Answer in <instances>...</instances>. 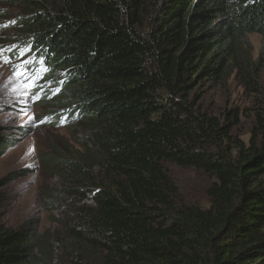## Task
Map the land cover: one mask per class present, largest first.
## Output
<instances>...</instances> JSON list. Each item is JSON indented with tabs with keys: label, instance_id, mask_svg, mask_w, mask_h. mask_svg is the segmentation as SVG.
Listing matches in <instances>:
<instances>
[{
	"label": "trees",
	"instance_id": "16d2710c",
	"mask_svg": "<svg viewBox=\"0 0 264 264\" xmlns=\"http://www.w3.org/2000/svg\"><path fill=\"white\" fill-rule=\"evenodd\" d=\"M3 3L21 10L0 11L4 56L41 120L86 139L77 161H52L76 197L65 234L6 228L0 189V264H264V0ZM232 76L252 102L248 142L242 112L203 105ZM1 132L0 159L16 146ZM168 165L209 177L208 207L182 200Z\"/></svg>",
	"mask_w": 264,
	"mask_h": 264
},
{
	"label": "rangeland",
	"instance_id": "374dc122",
	"mask_svg": "<svg viewBox=\"0 0 264 264\" xmlns=\"http://www.w3.org/2000/svg\"><path fill=\"white\" fill-rule=\"evenodd\" d=\"M18 7L0 0V11L9 17L7 23L21 13ZM249 41L257 58L262 38L252 35ZM7 44L0 41V130L3 136L11 137L16 146L0 159V189L5 202L2 223L8 229L30 225L40 235L50 233L53 240L58 234L66 233L62 221H67V207L76 200L71 186L57 174L56 167L63 161H77L82 156V142L86 135L75 124L53 128L41 120L43 110L31 99V90L14 77L10 65L17 62L8 63L2 54ZM203 94L204 107L218 118H222L226 111L242 112V121L234 136L248 142L252 130L249 113L252 102L235 77L215 89L205 90ZM167 169L185 203L208 207L209 177L173 165H168Z\"/></svg>",
	"mask_w": 264,
	"mask_h": 264
},
{
	"label": "clouds",
	"instance_id": "9594fccd",
	"mask_svg": "<svg viewBox=\"0 0 264 264\" xmlns=\"http://www.w3.org/2000/svg\"><path fill=\"white\" fill-rule=\"evenodd\" d=\"M15 45H18L19 47H21V46H22L21 44H15ZM9 46H11V45H9ZM37 56H38V55H37ZM39 59H41V58H39ZM39 59H38V60H39ZM31 60L33 61V59H31ZM31 60H30V61H31ZM42 68H43V67H42ZM59 77L62 79V77H61V76H59Z\"/></svg>",
	"mask_w": 264,
	"mask_h": 264
}]
</instances>
